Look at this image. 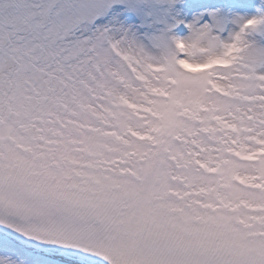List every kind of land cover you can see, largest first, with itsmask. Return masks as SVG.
<instances>
[{"label":"snow or ice","instance_id":"1","mask_svg":"<svg viewBox=\"0 0 264 264\" xmlns=\"http://www.w3.org/2000/svg\"><path fill=\"white\" fill-rule=\"evenodd\" d=\"M0 264H264V0H0Z\"/></svg>","mask_w":264,"mask_h":264}]
</instances>
